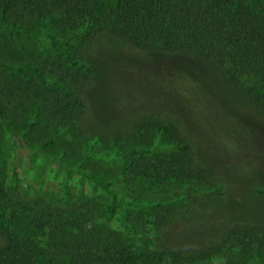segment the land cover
<instances>
[{
	"label": "rangeland",
	"instance_id": "obj_1",
	"mask_svg": "<svg viewBox=\"0 0 264 264\" xmlns=\"http://www.w3.org/2000/svg\"><path fill=\"white\" fill-rule=\"evenodd\" d=\"M3 38L19 66L38 63L48 47L41 35ZM92 59L96 77L80 91L77 135L54 121L22 131L14 119L0 195L58 211L87 203L100 229L134 241L140 263L149 246L163 264H236V247L225 245L236 226L264 228V112L230 87L220 64L192 54L110 42L94 46ZM15 71L18 82L29 73ZM9 134L0 122V144ZM190 189L214 197L179 202Z\"/></svg>",
	"mask_w": 264,
	"mask_h": 264
},
{
	"label": "trees",
	"instance_id": "obj_2",
	"mask_svg": "<svg viewBox=\"0 0 264 264\" xmlns=\"http://www.w3.org/2000/svg\"><path fill=\"white\" fill-rule=\"evenodd\" d=\"M34 35L48 42L36 64H14L0 47V122L10 133L0 156L16 145L15 118L22 131L54 121L63 132L78 134L86 109L80 91L96 77L92 54L101 43L183 52L220 64L230 87L264 112V0H0V37ZM26 67L29 73L18 82L15 69ZM21 107L28 111L20 114ZM213 197L190 189L179 202ZM69 206L58 211L47 202L0 195V264L164 263L149 246L140 263L134 241L100 229L89 204ZM230 236L225 245L236 247V264L264 252V228L236 226Z\"/></svg>",
	"mask_w": 264,
	"mask_h": 264
}]
</instances>
